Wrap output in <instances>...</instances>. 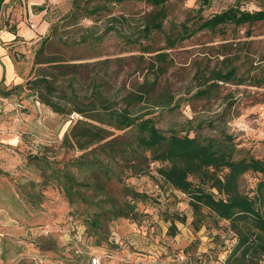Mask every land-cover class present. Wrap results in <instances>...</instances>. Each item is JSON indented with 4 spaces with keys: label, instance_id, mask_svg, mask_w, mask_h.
<instances>
[{
    "label": "rangeland",
    "instance_id": "374dc122",
    "mask_svg": "<svg viewBox=\"0 0 264 264\" xmlns=\"http://www.w3.org/2000/svg\"><path fill=\"white\" fill-rule=\"evenodd\" d=\"M260 1L210 0L206 5L203 0H168L164 25L166 31L182 23L192 26L200 17L209 19L235 5L253 12L260 10ZM88 3L97 5L92 0H23L11 10L9 20L22 23L27 38L9 46L15 78L0 90V264H92L94 258L100 264H176L181 257L193 264H223L232 247L233 235L221 230L227 223H220V229L212 222L194 228L189 197L165 185L156 172L159 164H152L149 175L124 176L126 185L147 196L136 206L137 220L103 222L95 234L89 221L99 212L97 207L79 199L71 204L55 176L56 171L71 170V161L83 154L63 146L64 135L78 116L57 115L26 92L13 90L7 98L2 93L45 69L44 61L57 60L68 66L59 75L75 78L83 95L92 91L95 79L105 95L119 99L127 91L139 90L151 75L152 63L156 65L155 56L166 53L167 70L156 95L173 97L171 107L179 103V108L154 109L150 102L141 113H152L165 133L191 137L201 123H214L233 138L237 158L264 162V88L225 85L217 100H192L196 65L209 61L214 65V47L235 42L244 47L243 54L249 52L256 59L264 55V24L252 27L250 37L247 28L232 27L225 38L202 32L169 48L162 35H155L151 43L125 39L142 30L157 9L141 2L124 3L87 18ZM207 130L198 133L219 135ZM95 148L85 153L91 157ZM260 180V175L246 174L241 191L255 197ZM111 189L118 193L119 185ZM83 191L95 203L104 198L93 190ZM168 212L185 218V223L175 221V235L172 221L165 220Z\"/></svg>",
    "mask_w": 264,
    "mask_h": 264
},
{
    "label": "trees",
    "instance_id": "16d2710c",
    "mask_svg": "<svg viewBox=\"0 0 264 264\" xmlns=\"http://www.w3.org/2000/svg\"><path fill=\"white\" fill-rule=\"evenodd\" d=\"M4 1L0 0V11ZM92 1H97V5L91 7V1L86 5L87 18L124 3L141 2L157 9L149 15L142 30L125 38L128 43L142 40L151 43L155 35H162L167 47L173 48L202 32L225 38L232 27L234 30L247 28L246 36L250 37L252 27L264 24V0L260 1L257 11L243 10L235 5L209 19L200 17L192 26L182 23L170 31H166L164 25V7L168 0ZM203 3L208 5L210 0H203ZM80 8L82 6L77 7ZM240 46L235 42L222 43L213 48L216 51L214 65L211 61L196 65L192 78L196 92L192 100L207 103L217 100L225 85L264 88V55L253 58L249 52L243 54L244 47ZM167 58L166 53L157 54L156 65L152 63L151 75L145 77L140 89L127 91L119 99L105 95L95 79L92 91L83 95L75 78L65 79L59 75L68 66L57 60L44 61L48 64L45 69H40L25 84L3 92L2 96L9 97L13 90L26 92L57 115L78 116L64 135L63 146L83 154L71 161V170L56 171L55 176L71 204L79 199L97 207L99 212L89 221L95 234L101 230L103 222L137 220L136 206L147 196L126 185L124 176L149 175L152 164H159L156 172L165 185L189 197L195 217L194 228L201 229L212 222L220 229V223H227L221 230L233 235L232 247L227 249L223 264H263L264 162L254 157L237 158L233 138L219 132L220 128L214 123H201L197 130L206 128L218 136L202 135L197 131L191 137L189 133H165L151 117L152 113H141L144 104L150 102L154 109L169 108L174 112L179 108V103L171 107L173 97L156 95L159 80L167 70ZM117 132L121 134L115 136ZM94 146L95 151H91L89 157L85 152ZM248 173L261 176L255 197L241 191V180ZM112 185H119L118 193L111 189ZM84 189L93 190L104 198L97 203L90 201L83 194ZM167 214L165 220L172 221L175 235V221L185 223V218Z\"/></svg>",
    "mask_w": 264,
    "mask_h": 264
},
{
    "label": "crops",
    "instance_id": "0c3cea01",
    "mask_svg": "<svg viewBox=\"0 0 264 264\" xmlns=\"http://www.w3.org/2000/svg\"><path fill=\"white\" fill-rule=\"evenodd\" d=\"M21 1L23 0H5L0 11V90L3 86H8L15 78V67L8 51L9 46L13 47L16 43L27 38L24 35L22 23L18 24L13 21L11 23L9 20L13 5L21 3ZM13 28H15L14 31Z\"/></svg>",
    "mask_w": 264,
    "mask_h": 264
},
{
    "label": "built area",
    "instance_id": "2783aa9c",
    "mask_svg": "<svg viewBox=\"0 0 264 264\" xmlns=\"http://www.w3.org/2000/svg\"><path fill=\"white\" fill-rule=\"evenodd\" d=\"M72 118H75V115L72 116ZM43 232H44L45 235H48V233H49L48 230H44ZM187 262H189L188 259H184V258L181 257L180 259H178L176 264H187ZM92 264H100V259L99 258H94L92 260ZM189 264H193V263L189 262Z\"/></svg>",
    "mask_w": 264,
    "mask_h": 264
}]
</instances>
